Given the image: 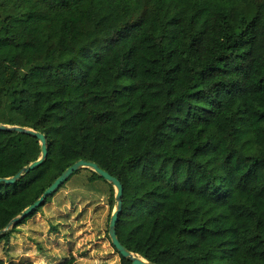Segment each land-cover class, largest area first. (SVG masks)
Here are the masks:
<instances>
[{
	"label": "trees",
	"instance_id": "obj_1",
	"mask_svg": "<svg viewBox=\"0 0 264 264\" xmlns=\"http://www.w3.org/2000/svg\"><path fill=\"white\" fill-rule=\"evenodd\" d=\"M0 123L48 146L0 182V230L83 159L123 184L117 235L133 253L264 264V0H0ZM41 154L34 135L0 128V177ZM65 187L109 205L107 237L133 264L109 236L116 188L90 167L3 232L2 249ZM10 251L0 264H34L32 249Z\"/></svg>",
	"mask_w": 264,
	"mask_h": 264
},
{
	"label": "rangeland",
	"instance_id": "obj_2",
	"mask_svg": "<svg viewBox=\"0 0 264 264\" xmlns=\"http://www.w3.org/2000/svg\"><path fill=\"white\" fill-rule=\"evenodd\" d=\"M108 214L109 205L105 201L82 197L78 191L65 187L40 213L19 227L9 249H2L0 242V256L8 258L6 253L11 250L10 256L18 260L29 248L33 250L30 256L34 264H49L48 256L37 250L39 242L53 253L73 252L78 264H121L106 234ZM52 221L60 224L59 231L50 230Z\"/></svg>",
	"mask_w": 264,
	"mask_h": 264
},
{
	"label": "water",
	"instance_id": "obj_3",
	"mask_svg": "<svg viewBox=\"0 0 264 264\" xmlns=\"http://www.w3.org/2000/svg\"><path fill=\"white\" fill-rule=\"evenodd\" d=\"M0 128L4 130H15L20 133H27L34 135L37 137L41 143L42 146V154L41 157L38 160L33 161L31 164L20 170L17 174L11 177H0V182H5L7 184H14L15 182L19 181L25 174L29 173L31 170L35 169L37 166H40L43 161L48 156V146H47V136L37 130H34L32 128H27L19 125H8L4 123H0ZM84 167H90L94 169L99 175H101L103 178H105L107 181L112 182L114 187L116 188V209L112 212L110 223H109V236L110 239L117 249V251L124 257H129L133 264H157L151 261L146 260L145 258L141 257L138 254L133 253L130 251L127 247H125L118 235H117V222L120 213L122 212L123 208V193H124V187L121 181L107 172L106 170L102 169L97 163L87 161V160H78L71 166H69L44 192L43 194L31 205H29L27 208L23 210V212L19 215L13 218L6 228L0 230V235L11 229L12 226H14L17 222L23 220L30 214H32L41 204L45 202V200L52 195L61 185L64 184L66 180L76 171L84 168Z\"/></svg>",
	"mask_w": 264,
	"mask_h": 264
}]
</instances>
